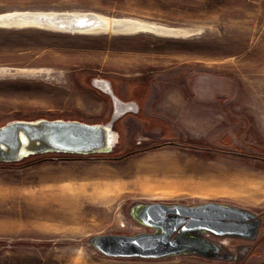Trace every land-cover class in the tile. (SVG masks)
<instances>
[{"label":"rangeland","instance_id":"1","mask_svg":"<svg viewBox=\"0 0 264 264\" xmlns=\"http://www.w3.org/2000/svg\"><path fill=\"white\" fill-rule=\"evenodd\" d=\"M18 12L92 13L117 25L0 27V127L106 124L113 101L98 79L138 108L114 124L110 153L0 164V264H264V0H0V15ZM118 20L179 31L118 32ZM170 156L211 179L146 174ZM161 181L189 190L163 196ZM137 202L229 204L261 226L253 241L217 238L234 261L99 252L94 237L149 230L132 214Z\"/></svg>","mask_w":264,"mask_h":264},{"label":"water","instance_id":"2","mask_svg":"<svg viewBox=\"0 0 264 264\" xmlns=\"http://www.w3.org/2000/svg\"><path fill=\"white\" fill-rule=\"evenodd\" d=\"M14 15H0V25L17 26L14 22L19 20L28 22L26 24L33 22L32 24L39 23L62 30H88L87 28L91 26L88 20L93 16L92 13H88L83 20V27H75V19L82 17L70 12H18ZM66 20L71 21L69 27L64 24ZM77 21L82 22V20ZM110 88L108 94L113 101L114 111L106 124L40 119L18 120L0 127V162L15 163L32 154L49 152L78 155L110 153L117 143L118 136L114 124L134 111L132 109L117 111L116 101H120L118 103L121 105L135 104L138 108L137 102L121 100L116 96L111 85ZM167 206L157 202L144 213L142 219L133 215L138 222L156 229V232L136 235H99L92 238V244L99 252L109 257L165 259L172 256L200 254L192 249L201 248L206 243L185 237L183 234L187 230H204L225 237L242 235L245 233L242 228H246L249 229L251 239L255 238L258 232L259 220L255 219L256 214L248 209L217 202H207L199 207L179 205V208H185L184 211L169 210ZM170 213L175 216H171ZM186 221L184 228L174 236L175 231ZM208 244L209 247L218 245L214 242Z\"/></svg>","mask_w":264,"mask_h":264},{"label":"flooded vegetation","instance_id":"3","mask_svg":"<svg viewBox=\"0 0 264 264\" xmlns=\"http://www.w3.org/2000/svg\"><path fill=\"white\" fill-rule=\"evenodd\" d=\"M162 145H175V146H180L181 144L179 142H175V141H166L161 143ZM189 147H194L193 145H188ZM115 158H120V157H115ZM157 203V202H137L133 205L132 207V214L138 218V219H142V216L144 215L145 212H148L149 209L152 208V206ZM167 204L168 209L169 210H183L185 208H179V205H183V206H194V207H199V205H202L204 203L201 204H193V205H187V204H182V203H164ZM171 216H175L174 214L170 213ZM255 219L259 220V228L261 226V218L259 215H256ZM248 222H252V221H248ZM246 222V223H248ZM187 224V221L184 222L182 225L179 226V228L175 231L174 236L177 235L178 233H180V231L184 228V226ZM145 226V225H144ZM148 227L149 230H146L145 232H141V233H153L156 232V229L146 226ZM258 228V231H259ZM242 231L245 232L242 235L239 236H225L223 238H228V237H232V238H238V239H246V240H251L253 241L255 238H257L258 236V232L255 238L251 239L249 237V229L246 228H242ZM185 237H189L191 239H195V240H199V241H203L206 243V245L202 246L201 248H193L192 251H197L200 254H197L199 256H202L206 259H226V258H230L229 260H238V256L237 255H228L223 244L218 242L217 238H222L221 236H217L214 233L208 232V231H204V230H187L185 232V234H183ZM262 237V236H261ZM210 242H214L217 243V247H209L207 245H209L208 243Z\"/></svg>","mask_w":264,"mask_h":264},{"label":"bare ground","instance_id":"4","mask_svg":"<svg viewBox=\"0 0 264 264\" xmlns=\"http://www.w3.org/2000/svg\"><path fill=\"white\" fill-rule=\"evenodd\" d=\"M7 16H15L14 13H8L6 14ZM88 14H76V16H79V17H82L81 19H75L74 23H75V27L79 26V27H83V20H85V18L87 17ZM101 16L98 15V16H95L93 15L88 21L90 22L91 26H89L87 29L88 30H96V29H99L100 26H104V23L105 25H108L107 27H113L117 24L114 23V21H106L103 17L100 18ZM15 20V18H14ZM77 20H82V22H78ZM120 20V19H119ZM116 21L118 23H124L122 25H120V27H116L117 28V31L118 32H133L134 30H144V31H148V30H155V32H158V33H163V34H171V33H177L178 31L177 30H173V29H166V28H163V27H155V25H149V24H145V23H141V22H137V21ZM19 20H16L14 23H17L13 26H7V25H0V27H8V28H12V27H25V26H45V25H41L39 23H36V24H32L33 22H29L30 24H26L28 22L26 21H19ZM86 21V22H88ZM85 22V23H86ZM64 24L68 25V27L71 25V21H64ZM78 24V25H77ZM21 25V26H20ZM154 27V28H153ZM153 28V29H151ZM119 29V30H118ZM101 30V29H100ZM160 31V32H159ZM162 31V32H161ZM183 32V31H182ZM186 33V32H185ZM96 85L102 89L103 91L105 92H110L111 88H110V84L108 81L106 80H96ZM116 109L117 111H123L124 109H132V110H137V106L135 104H127V105H121L120 101H116ZM116 138V134L114 136V140ZM117 139V138H116Z\"/></svg>","mask_w":264,"mask_h":264},{"label":"crops","instance_id":"5","mask_svg":"<svg viewBox=\"0 0 264 264\" xmlns=\"http://www.w3.org/2000/svg\"><path fill=\"white\" fill-rule=\"evenodd\" d=\"M138 104V102H137ZM126 116H123L122 118L120 119H124ZM180 163V159L177 158V157H173V156H170L168 158H165V160L162 161V163L160 164L159 168H156L158 167V164H150L149 166L146 167V174H156V175H162V176H173V175H178L181 173V175L185 178L187 177H190V176H187L188 174V171L190 169H192V171H194V174H201V173H205L203 175V177H208L211 179V176L209 174V168H206V169H201V168H193V167H190V166H182L179 164ZM156 166V167H155ZM151 168L150 172H148V168ZM177 169H181V172L179 173L177 171ZM208 170V171H206ZM117 174V173H116ZM208 175V176H207ZM182 177V178H183ZM144 181V180H143ZM150 181L151 183H158L160 181H151L150 179L148 180ZM184 184L185 183H180V185L178 186H172L170 183L168 182H162L161 181V186H160V192L162 193V195L164 196L165 194H169V193H174V192H177V191H180L182 190H189V188L187 187V185H185L186 187H184Z\"/></svg>","mask_w":264,"mask_h":264},{"label":"trees","instance_id":"6","mask_svg":"<svg viewBox=\"0 0 264 264\" xmlns=\"http://www.w3.org/2000/svg\"><path fill=\"white\" fill-rule=\"evenodd\" d=\"M113 91L115 93V90H113ZM54 154H60V153L49 152V153H44V154H32V155H29V156L25 157L22 161H20L18 163H21L23 161H28V160L33 159V158H38V157H41V158L36 159L34 161L32 160L30 163H28L26 165H35V164L42 163V162H45V161H55V160L59 159V158H56V157H50L51 155H54ZM102 155H104V154H96V156H102ZM18 163H0V164L8 166V165H14V164H18Z\"/></svg>","mask_w":264,"mask_h":264}]
</instances>
